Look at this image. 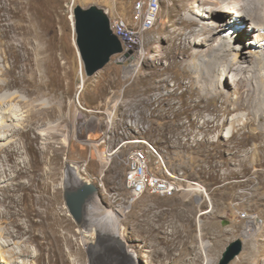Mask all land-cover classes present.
Returning a JSON list of instances; mask_svg holds the SVG:
<instances>
[{
    "label": "rangeland",
    "instance_id": "obj_1",
    "mask_svg": "<svg viewBox=\"0 0 264 264\" xmlns=\"http://www.w3.org/2000/svg\"><path fill=\"white\" fill-rule=\"evenodd\" d=\"M8 1L19 10L14 17L19 24L14 34L30 47L36 44L42 52L39 56L49 60L44 80L58 92L54 102L60 107L59 115L39 128L44 144L51 132H59L43 152V170L55 169L51 192L53 187L59 190L60 232L71 229V241L62 244L64 255L53 264H217L226 246L237 238L243 240L244 247L229 264H264V142L248 135L261 121L260 116L256 121V116L264 108L258 107L255 115L246 110L221 114L216 125L215 121H205L209 115L216 116L215 109L226 105L230 93L236 95L239 89L235 83L226 82L225 90L217 95L211 90L213 77H199V71L190 69V73L187 69L188 61L182 60L172 40V31L177 26L178 31L182 29L180 17L187 13L183 7L186 1L159 0L156 21L141 30L145 54L131 75H127V66L138 45L113 55L92 76L86 74L76 46L74 8L95 4L119 12L136 26L134 9L139 0H31V6L27 5L29 0ZM250 22L253 20L244 23V29ZM44 69L48 71L47 66ZM221 83L223 86L224 78ZM247 88V83H241L242 91ZM115 93L119 96L116 105L112 98ZM47 97L43 95L41 100L49 101ZM229 102L233 107V101ZM55 126L56 130H50ZM138 139L151 142L160 153L151 157L152 167L176 174L188 190L181 189L169 197L145 193L124 215L126 211L110 210L111 201L101 187L108 192L118 189L128 193L125 159L135 144L131 140ZM19 141L23 144V139ZM6 143L7 139L0 140V145ZM26 155L28 161L35 159L32 151ZM159 158L165 166L162 160L157 161ZM70 171L100 188L95 196L98 205L88 203L86 207L88 225L77 223L66 204L64 183ZM3 176L0 199L6 188L13 187ZM5 209L0 201V210ZM249 220L258 221L256 231L254 227L250 234L245 233ZM88 226L90 242L95 243L100 235L122 240L123 246L104 243L90 255L84 243ZM12 249L19 247L0 235V264H37L33 255H40V264L49 259L43 240L31 244L27 262L13 255ZM3 257L7 262L1 261Z\"/></svg>",
    "mask_w": 264,
    "mask_h": 264
},
{
    "label": "bare ground",
    "instance_id": "obj_2",
    "mask_svg": "<svg viewBox=\"0 0 264 264\" xmlns=\"http://www.w3.org/2000/svg\"><path fill=\"white\" fill-rule=\"evenodd\" d=\"M183 1H186L183 7L187 13L180 17L183 25L181 31H178L179 26L172 31V40L179 48L182 60L188 61L187 69L189 72L190 69L199 71V77L204 74L213 77L215 84L211 90L217 92V95H221L226 82L235 83L233 86L239 89L236 95L230 93L229 100L233 101V107L229 106V100H225L226 105L215 109L218 112L216 116L209 115L205 121H215L216 125L221 114L226 116L235 110L253 111L251 114L255 115L258 107L264 108V0ZM27 5H32L31 0ZM190 12L197 16H190ZM18 14V8L10 1L0 0V140L7 139L6 144L0 145V175L4 174L5 181L9 180L13 184L11 189L4 190L3 198L0 199L6 205L5 210H0V223L3 224L0 235L19 247L11 252L23 257L24 262L28 261L25 257L32 253L31 244L43 240L49 251V259L44 264H53L64 255L62 244L71 241V229L68 227V232L66 229L65 232H60L63 220L57 205L60 201L59 190L53 187L51 192L56 176L55 169L51 166L43 170V152L59 132H51L44 144L40 140L39 128L59 115L58 102H54L58 92L57 87L44 80L49 73V60L39 56L42 52L39 53L36 44L33 43L30 47L25 39L14 34L19 25L14 17ZM232 17L234 18L230 20ZM248 20L253 22L244 29V23ZM204 33L206 35L202 36ZM141 36L138 48L131 52L132 62L127 66V75H131L138 68L145 54L142 51L143 32ZM46 66L48 71L44 69ZM230 72L236 74L230 75ZM222 78L225 79L223 86ZM241 83H247V91L240 89ZM200 85L206 90L204 84ZM43 95L48 96L49 101L41 100ZM112 98L116 105L118 94L115 93ZM201 98L204 99V96ZM238 116L239 114L236 117ZM259 116L261 121L256 128L250 134H245L264 142V111L256 116V121ZM57 126L50 130H56ZM19 139H23V144ZM27 151L34 152V160H27ZM76 173H68L64 188L75 189L83 181ZM96 195L89 201L91 207L98 205L99 199H95ZM127 209L126 205H122V208L116 210L121 212ZM91 215L89 211V216ZM87 223H90L89 220ZM257 223L255 220L250 221V228L245 233L250 234L254 227L256 231ZM85 229L87 238L84 243L90 247L93 243L90 242L91 230L89 226ZM54 252L56 253L53 254ZM33 256L36 257L37 264H40V255ZM1 261L7 262L6 257Z\"/></svg>",
    "mask_w": 264,
    "mask_h": 264
},
{
    "label": "water",
    "instance_id": "obj_3",
    "mask_svg": "<svg viewBox=\"0 0 264 264\" xmlns=\"http://www.w3.org/2000/svg\"><path fill=\"white\" fill-rule=\"evenodd\" d=\"M74 29L76 32V46L88 76L95 75L103 69L112 59V56L124 51L122 41L114 33L111 20L104 8L92 4L89 7L77 5L74 8ZM82 113L80 116L82 117ZM99 193L98 186L83 180L75 189L65 188L64 197L70 213L77 223L86 222V207L90 199ZM117 242L121 247L122 240L101 237L89 247V254L100 248L104 243ZM244 243L241 238L231 241L223 251L217 264L231 263L243 250Z\"/></svg>",
    "mask_w": 264,
    "mask_h": 264
},
{
    "label": "built area",
    "instance_id": "obj_4",
    "mask_svg": "<svg viewBox=\"0 0 264 264\" xmlns=\"http://www.w3.org/2000/svg\"><path fill=\"white\" fill-rule=\"evenodd\" d=\"M146 5L148 6V11L145 13L144 8ZM158 5L159 0H139L134 9L135 19L137 21L136 26L130 25L127 18L119 12L105 10L110 17L111 27L114 33L123 42V52L133 45H139L142 38L141 30L148 29L156 21ZM137 48L138 46L134 48L133 51ZM103 140H105V138ZM131 142L135 144L131 145L125 159V164L127 166L125 178L128 193H124L118 189L108 192L104 186L101 187L104 194H106L111 201L110 210L122 208V205H126L128 209L124 212L125 215V213L131 211L136 199L145 193L149 192L163 197H169L176 194L181 189L188 190V188H184L182 181H179V177L176 174L168 171L164 173L152 167L151 157L159 153L155 145L149 141H141L140 139L131 140ZM140 142L143 144L138 145ZM159 159H157V161L161 163L162 158ZM163 164L165 166L164 161Z\"/></svg>",
    "mask_w": 264,
    "mask_h": 264
}]
</instances>
